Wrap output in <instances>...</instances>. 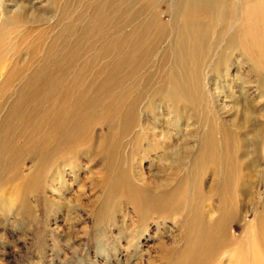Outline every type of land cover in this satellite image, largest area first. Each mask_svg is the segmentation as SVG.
Segmentation results:
<instances>
[{"label": "bare ground", "instance_id": "bare-ground-1", "mask_svg": "<svg viewBox=\"0 0 264 264\" xmlns=\"http://www.w3.org/2000/svg\"><path fill=\"white\" fill-rule=\"evenodd\" d=\"M44 1L0 0V58L18 61L0 87L1 202L33 214L31 197L53 201L44 177L96 164L98 223L128 200L129 223L161 210L159 232L180 228L163 264H264V0ZM240 210L254 219L230 233Z\"/></svg>", "mask_w": 264, "mask_h": 264}, {"label": "rangeland", "instance_id": "rangeland-1", "mask_svg": "<svg viewBox=\"0 0 264 264\" xmlns=\"http://www.w3.org/2000/svg\"><path fill=\"white\" fill-rule=\"evenodd\" d=\"M38 5L43 8L47 3L43 0ZM6 7L10 8L8 5ZM167 20L168 17H164V21ZM36 38L33 35L21 41L19 49L24 56V52L32 50L31 39ZM41 40H44L43 34ZM17 62V56L9 53L0 58V87L6 82L7 75L17 68ZM4 100L9 101L8 95L2 90L0 104L3 106L6 102L4 107H7V101ZM32 165L31 162L27 163L25 168L29 169ZM141 167L147 176L151 175L149 162L144 161ZM70 173V168L66 167L63 178L58 176L52 179V176H48L42 179L45 185L43 189L48 188L47 194L53 201L42 200L37 206L34 197H31L33 214H20L15 205L18 193H9L7 203L0 200V264H163L167 257L176 254L173 241L179 239L181 230L171 221L169 230L161 229L159 232L157 224L152 220L162 213L161 210L149 212L148 221L129 223L134 213L128 200H124L121 206L118 202L116 211L107 210L105 214L102 213L101 222L98 223L99 216L95 208L101 199V166L88 163L78 172L76 180L74 173ZM187 190L188 184H184V193ZM260 192L264 195V182ZM181 205L175 211L177 215L184 209V204ZM110 214H113L114 221ZM124 216L126 224L121 222ZM237 216L230 224V233L241 234L246 222L254 219V214L252 211L245 214L240 210ZM135 231L140 236L129 239V235ZM228 260L225 264H230Z\"/></svg>", "mask_w": 264, "mask_h": 264}]
</instances>
